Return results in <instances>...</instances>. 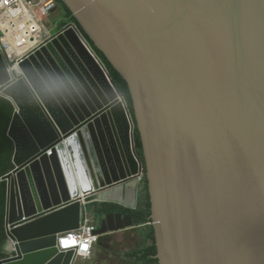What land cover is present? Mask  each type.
Returning <instances> with one entry per match:
<instances>
[{
  "label": "water",
  "instance_id": "obj_1",
  "mask_svg": "<svg viewBox=\"0 0 264 264\" xmlns=\"http://www.w3.org/2000/svg\"><path fill=\"white\" fill-rule=\"evenodd\" d=\"M61 2L126 83L132 116L68 25L10 72L0 56L15 246L0 264H71L53 234L77 229L90 204L136 210L141 183L158 264H264V0ZM69 205L44 218L47 237H20ZM133 224L112 213L95 234Z\"/></svg>",
  "mask_w": 264,
  "mask_h": 264
},
{
  "label": "built area",
  "instance_id": "obj_2",
  "mask_svg": "<svg viewBox=\"0 0 264 264\" xmlns=\"http://www.w3.org/2000/svg\"><path fill=\"white\" fill-rule=\"evenodd\" d=\"M57 6L55 0H0V56L8 64L9 71L57 38V34H52L47 30L41 21V18H47L49 14L54 13ZM68 27L77 32L86 44L85 39L74 24L69 23ZM59 34H62V31ZM92 54L109 83H111L108 73L95 54L93 52ZM119 101L123 108L127 110L121 97ZM130 148L134 154L136 151L134 137L133 140H130ZM141 171L139 176L143 180V170L141 169ZM96 229L97 225L93 217L84 211L81 214L79 227L63 232L59 245L63 246L67 242V246L64 247L67 248V251L72 250L74 252V260L81 259L84 261L89 259L99 238L95 234Z\"/></svg>",
  "mask_w": 264,
  "mask_h": 264
},
{
  "label": "trees",
  "instance_id": "obj_3",
  "mask_svg": "<svg viewBox=\"0 0 264 264\" xmlns=\"http://www.w3.org/2000/svg\"><path fill=\"white\" fill-rule=\"evenodd\" d=\"M55 1L58 5L61 6L66 16L65 17L66 21L64 22L65 24L62 25L61 28H63V26H65L68 23H72L77 26V28L79 29V31L81 32L85 40L87 41V44L90 46L92 51L95 53L96 57L99 59V61L102 63V65L106 69L114 88L119 93V95L123 98L130 112V115L132 116L131 100H130V95H129L126 83L117 74V72L111 67V65L102 55V53H100L97 50L93 42L89 39V37L82 30L78 22L72 16L69 9L61 2V0H55ZM13 114H14L13 106L7 100L0 98V259L4 257L3 254H1V250L6 242V236L3 231V227H4V222H5V216H6V201H7V182L1 181V178L13 169L12 157L14 153V145L11 139L7 136L8 128H9ZM134 141H135L136 153L139 156V158L142 159L141 143H140L138 135L136 134V131H135ZM99 205H97V203H94L86 207V210L90 208V213L96 218V220L101 219L105 215L122 212L126 214H131L133 217L134 224L136 225H141L143 223L151 222V219H150L151 212H150L149 203H148L147 209L145 210L136 209L134 211L123 209L113 204H106V203L100 204L99 203ZM151 238L153 239L152 245L149 248L145 249L144 251H140L139 253H136L134 255H139V254L146 255V259L149 262H151V264H158V261L155 258L157 255V249L155 245L154 231L152 232Z\"/></svg>",
  "mask_w": 264,
  "mask_h": 264
},
{
  "label": "crops",
  "instance_id": "obj_4",
  "mask_svg": "<svg viewBox=\"0 0 264 264\" xmlns=\"http://www.w3.org/2000/svg\"><path fill=\"white\" fill-rule=\"evenodd\" d=\"M143 189L144 186L141 183L137 200L138 210H145L148 206V197L145 194V189ZM97 205H99V203H97ZM152 232V225H150V222H147L141 225L133 224L131 228L115 231L101 237V239L104 240L102 250L98 251V255H95L98 259L96 264H151V262L146 259V255L134 254L144 251L152 245ZM117 240H124L125 243L123 246L128 245L130 252L126 255L117 253L116 255H110V252L113 251L110 250V247Z\"/></svg>",
  "mask_w": 264,
  "mask_h": 264
},
{
  "label": "bare ground",
  "instance_id": "obj_5",
  "mask_svg": "<svg viewBox=\"0 0 264 264\" xmlns=\"http://www.w3.org/2000/svg\"><path fill=\"white\" fill-rule=\"evenodd\" d=\"M72 35H73V37L75 39L76 45L82 51V54L84 56L88 57L91 60V62L93 64H95L99 68V70L101 71V73L103 74V76L107 79L105 73L99 67L96 58L92 54L91 50L83 42L82 38L75 31L72 32ZM107 81H108V79H107ZM130 150H131V152H133L132 149H130ZM59 211H60V215H64V214H67L68 215L71 212H73V207H72V205L63 207L61 210H58V211L53 212L51 214H47V215H45V216H43V217H41V218H39V219H37L35 221H32L31 223H28V224H25V225L21 226V229L18 230V231L21 232V234H20L21 236L20 237L23 238V239H26V240L27 239H38V240H40V239H43L44 237H47L46 234H44L42 232H44L45 229H47L49 227H52V226H53L52 228H55V226H54L55 224H53V222H46V220L44 218L50 217L51 215H53V214H55V213H57ZM60 215L59 214L58 215H55L56 217L54 219L57 220ZM41 219H44V220H42L40 222V224L37 225L38 220H41ZM62 233H63V231H56L53 234V236L56 237V243H59V240H61ZM63 246H67V242H65L63 244ZM5 247H6V251L9 252L8 254H10L11 251H14L15 250L14 243H12V242L7 243ZM65 249H67V248L65 247ZM33 250H35V249H33Z\"/></svg>",
  "mask_w": 264,
  "mask_h": 264
},
{
  "label": "rangeland",
  "instance_id": "obj_6",
  "mask_svg": "<svg viewBox=\"0 0 264 264\" xmlns=\"http://www.w3.org/2000/svg\"><path fill=\"white\" fill-rule=\"evenodd\" d=\"M65 17L66 16H65L64 11L62 9H57L54 13L49 14V17L41 18V21L47 30H49L52 34H55L57 30H59L62 27V25L65 24L64 23L66 21ZM85 212H87L88 215H92L90 213V208H88L87 211ZM98 226H99V223H98ZM100 239L98 243L94 245V249L91 254V257L88 260L86 259L85 261H82L81 259H77L75 264H96L98 259L95 255H98V251L102 250V244L104 240V239H101V240ZM124 243H125L124 240L115 241L110 247V250H113L110 252V255H116V253L121 254V255H126L127 253H129L130 248L128 245L123 246Z\"/></svg>",
  "mask_w": 264,
  "mask_h": 264
},
{
  "label": "clouds",
  "instance_id": "obj_7",
  "mask_svg": "<svg viewBox=\"0 0 264 264\" xmlns=\"http://www.w3.org/2000/svg\"><path fill=\"white\" fill-rule=\"evenodd\" d=\"M58 5V4H57ZM59 6L60 5H58L57 6V9H62V8H59ZM69 24V23H68ZM68 24H66L65 26H63V28H61V30L59 29V30H57V32L55 33V34H59V32H61L63 29H65V27L68 25ZM70 24H72V23H70ZM75 25V24H74ZM76 26V25H75ZM77 27V26H76ZM78 29V28H77ZM78 31H79V29H78ZM80 32V31H79ZM80 34H81V32H80ZM82 35V34H81ZM82 37H83V35H82ZM84 38V37H83ZM85 39V38H84ZM85 42H86V45L88 46V48L92 51V49L90 48V46L87 44V41L85 40ZM93 52V51H92ZM94 53V52H93ZM95 54V53H94ZM96 56V55H95ZM3 59V58H2ZM98 59V58H97ZM99 60V59H98ZM5 61V60H4ZM100 62V61H99ZM6 63V62H5ZM101 63V62H100ZM7 64V63H6ZM102 64V63H101ZM8 65V64H7ZM103 66V65H102ZM104 67V66H103ZM8 68H9V66H8ZM105 69V68H104ZM8 70V69H7ZM105 71H106V69H105ZM8 72H10L9 70H8ZM107 72V71H106ZM112 83V82H111ZM116 90V89H115ZM120 96V95H119ZM121 97V96H120ZM0 98H2V97H0ZM122 98V97H121ZM3 99V98H2ZM123 99V98H122ZM37 100V99H36ZM127 107V106H126ZM128 109V108H127ZM48 156H50V152L47 154ZM6 203H7V201H6ZM84 211H87L86 210V207L83 209ZM90 216H92L93 217V219H94V221L96 222V221H98V222H96V225H97V228H98V223H100V221H101V219L104 217H102L101 219H99V220H96V218L93 216V215H90ZM106 216V215H105ZM6 217V216H5ZM150 225H151V222H150ZM6 236V235H5ZM104 236H106V235H104ZM101 237H103V236H99V238H98V241H99V239L101 238ZM8 240L6 239V242H7ZM98 241H97V243H98ZM5 242V244H4V246H3V248H2V250H1V254H3V258H5V257H8V256H12V255H8V253L9 252H7L6 251V243ZM11 242V241H10ZM96 243V244H97ZM56 247H57V249L60 251V252H67V249H65V247L64 246H60L59 245V243H56ZM94 249V248H93ZM70 251H72V250H70ZM73 252V251H72ZM74 253V252H73ZM74 256H75V254H73V260H72V262H71V264H75V261H77V260H74ZM3 258H1V259H3ZM0 259V260H1ZM88 260V259H87ZM83 261V260H82ZM85 261V260H84Z\"/></svg>",
  "mask_w": 264,
  "mask_h": 264
}]
</instances>
